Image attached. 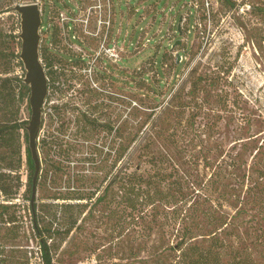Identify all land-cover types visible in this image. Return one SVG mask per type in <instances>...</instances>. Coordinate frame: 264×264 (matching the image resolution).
Here are the masks:
<instances>
[{"label":"rangeland","instance_id":"rangeland-1","mask_svg":"<svg viewBox=\"0 0 264 264\" xmlns=\"http://www.w3.org/2000/svg\"><path fill=\"white\" fill-rule=\"evenodd\" d=\"M6 1L10 4L3 7L4 11L0 10V77H19L24 75L25 68L17 53L20 46L16 50L12 46L21 32L14 5L33 0ZM52 1L62 9L63 1L75 7L72 0ZM84 1L87 5H96L91 9L90 19L111 21L113 10L116 12L117 103L112 99L110 84L102 94L98 91L92 98L86 95L89 106L83 103L82 109H86V118H93L96 123H87L84 129L76 131L73 113L68 115L69 124L64 132H57L56 123L48 117V105H44L37 142L41 161L37 195L51 201V195L77 189L73 184L81 191L98 187L105 171L116 169L111 167L117 147L115 125L131 124L134 118H142L152 109L158 111L180 86L182 90L174 101L186 102L188 107L183 125L176 128L178 136L168 143V152L178 161L171 167V179L174 176L179 179L176 186L189 184L185 191L191 193L195 185L207 183L210 174L216 172L219 183H223L221 195L218 194L221 211L229 217L231 226L239 224L235 229L247 243L259 234L261 241L250 245L255 262L264 264V0ZM48 5L47 2L46 10ZM100 25L105 31L106 25ZM176 40L179 42L175 44ZM1 53H6V59ZM163 53L161 66L159 60ZM177 54L178 62L182 61L174 70ZM154 58L157 65L151 62ZM142 73H146L148 80ZM192 87L194 95L190 94ZM30 115V106L24 99L17 114L21 125V163L17 173L22 185L12 201L5 200L0 191L1 201L18 204L14 208L18 215L27 211L28 204L25 127ZM53 133L58 136L59 144L48 143ZM206 158L211 164H206ZM50 177L56 181L55 186L49 183ZM227 195L237 200L233 206L225 201ZM187 203L182 208H187ZM118 205L115 199L108 205L95 204L93 218H85L79 229L57 238L52 249L56 264H163L167 250L162 249H167L166 245L173 241V236L166 234V230L173 229V222L169 223L168 219L177 217L179 208L171 210L161 206L153 231H149L146 228L149 217L135 219L128 214V209L117 226L111 211ZM142 209L147 211L150 206L144 205ZM165 210L170 216L164 215ZM71 212L77 213L75 209ZM144 215L148 216L147 212ZM24 219V226H29V215ZM1 240L0 237V249L3 248ZM13 242L11 246H4L7 252L22 255L27 251L21 260L41 264L36 241L19 237ZM226 260L227 257L223 264Z\"/></svg>","mask_w":264,"mask_h":264},{"label":"trees","instance_id":"trees-1","mask_svg":"<svg viewBox=\"0 0 264 264\" xmlns=\"http://www.w3.org/2000/svg\"><path fill=\"white\" fill-rule=\"evenodd\" d=\"M8 4H10L9 1L0 0V10L4 11L3 7ZM12 46L16 50L20 42L16 39ZM1 55L6 59V53ZM9 56L12 57V53ZM159 61L162 66L164 53ZM181 61L173 60L174 70ZM151 62L158 64L156 58ZM5 72L8 73L7 70ZM142 75L148 80L145 77L146 73ZM22 77L23 75L0 77V191L5 200L10 201L22 185L17 173L21 163L19 141L21 125L17 114L23 100L28 101L29 97V86ZM181 90L180 86L177 87L171 98L158 111L152 109L142 118H134L131 124L122 123L117 127V147L111 166L116 169L114 172L111 171L113 168L105 171L102 183L98 187L81 191L78 185L73 184L72 186L77 189L51 195V201H44L37 195L41 165L33 183L36 165L31 157L28 132L25 127V153L28 167L25 187L27 211L25 210L23 215H18L14 210L18 205L16 202L0 200V229H3L0 236L3 238L0 264L27 263L26 260L20 259L27 251L22 255H14L7 252L4 247L13 245V241L19 237L36 241L41 264H56L52 255L55 240L64 238L73 230L79 229L85 218L89 216L93 218L94 215L91 213L95 204L102 202L108 205L114 199L119 205L112 209L111 216H116L117 226H120L122 214L125 209H128V214L135 219L149 217L146 224L149 231H153V224L159 216L161 206L163 209L171 207V210L179 208L175 214L177 217L171 216L168 219L169 223L173 222V229L171 232L166 230V234L172 235L173 241L166 245L167 249H162L167 250L163 256V264H223L225 257H227L226 264H257L250 244L261 241L258 239L259 234H255L247 243L246 238L235 229L239 224L231 226L233 223L228 220L229 217L225 216V212L221 211V197L218 196L221 195L223 183H219L220 176H216V172L210 174L207 183L199 182L195 185L191 193L185 191L189 184L176 186V180L179 179L175 176L171 179L173 176L171 167H175L178 161L174 154L168 152V143L178 136L176 128L178 125H183V115L188 107L186 102L174 101L178 99ZM190 92L194 95V87L190 88ZM185 121L189 120L185 119ZM36 147L39 158L37 142ZM39 162L41 164L40 158ZM205 162L207 165L211 164L207 158ZM49 183L52 186L56 185V181L51 177ZM213 192L217 195L213 196ZM109 196L113 198H107ZM217 197L219 198L218 207L215 206ZM57 199L62 201L55 202L54 200ZM225 201L233 206L237 200L227 195ZM186 203L187 208H182ZM144 205H149L150 209L144 211L142 209ZM72 209H75L77 213L73 214ZM86 209H88L87 212L81 217L80 215ZM146 212L148 216L144 215ZM164 212H166L165 216H170L166 210ZM240 212L241 209L237 214L239 215ZM27 215L30 217V225L26 227L24 218ZM238 246H240L239 249ZM8 248L12 249V247ZM17 251L20 252L19 249Z\"/></svg>","mask_w":264,"mask_h":264},{"label":"flooded vegetation","instance_id":"flooded-vegetation-1","mask_svg":"<svg viewBox=\"0 0 264 264\" xmlns=\"http://www.w3.org/2000/svg\"><path fill=\"white\" fill-rule=\"evenodd\" d=\"M72 1L75 7L63 1V9L56 6L52 0L31 1L37 3L39 11L37 54L46 80V94L40 107L37 142H39L42 121L41 110L46 104L48 105V117L51 122L56 123L57 132L61 130L64 132L69 124L68 115L73 113L75 116L72 121L76 131L84 129L87 123L89 125L96 123L93 118L87 119L86 109H82L83 103L88 105L86 95L92 98L97 93L106 91L110 84L112 99L117 103L119 57L115 9L111 21L101 19L97 21V18L90 19L91 9L96 5H87L84 0ZM47 2L49 5L46 10ZM16 13L19 16V24H21L20 13ZM99 23L106 25L105 31ZM109 27H111L110 32ZM15 38L20 42L21 50L20 35ZM17 53L22 64L20 53ZM25 74L26 69L23 80ZM91 103L95 104L94 101ZM115 120L116 114L114 123ZM111 126L113 128V122ZM114 131L116 135L117 124ZM52 136L48 143L59 144L58 136L54 133Z\"/></svg>","mask_w":264,"mask_h":264},{"label":"water","instance_id":"water-1","mask_svg":"<svg viewBox=\"0 0 264 264\" xmlns=\"http://www.w3.org/2000/svg\"><path fill=\"white\" fill-rule=\"evenodd\" d=\"M14 9L20 13L21 17V50L20 58L24 63L26 74L24 80L30 86L29 105L31 109L30 120L27 125L28 146L31 151V157L36 165L33 183L39 171V158L37 155V135L40 123V107L46 94V80L38 61V26L39 11L35 2H19L14 5ZM179 40L175 41V44ZM179 55L177 54V62Z\"/></svg>","mask_w":264,"mask_h":264}]
</instances>
